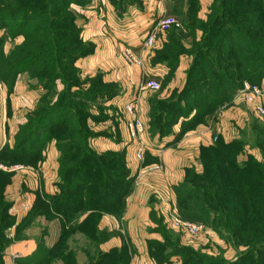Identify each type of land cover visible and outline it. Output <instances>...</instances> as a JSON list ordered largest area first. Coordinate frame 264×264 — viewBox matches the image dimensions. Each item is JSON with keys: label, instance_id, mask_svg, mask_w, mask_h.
Wrapping results in <instances>:
<instances>
[{"label": "rangeland", "instance_id": "1", "mask_svg": "<svg viewBox=\"0 0 264 264\" xmlns=\"http://www.w3.org/2000/svg\"><path fill=\"white\" fill-rule=\"evenodd\" d=\"M33 1L35 0H22L25 5H20L32 7L35 5ZM99 1L112 4L115 13L122 16L127 12L128 2L139 0H91L85 5L72 4L70 10L81 31L82 46L90 53L72 62L61 61L66 69L59 66L61 74L49 84L42 80L50 75L49 58L42 56L48 52L46 47H42L48 41L47 33H40L29 40L23 34L16 35L7 27L14 23L17 27L19 19L7 20L6 27H0V70L3 71V76L0 77V103L6 104L7 119L10 118L9 125L4 126L3 121L0 123V135L3 138L6 133L7 138L4 146L0 148V163L4 165L0 168V264H121L122 260L126 261L124 264H169L172 259L173 264H257L258 254L255 252L248 259L243 258L252 249V243L241 239L236 232H228L227 226L219 224L220 221H215L216 225H208L180 215L175 190L180 183L171 187L175 201L165 203L166 217L160 212L161 215L157 212L152 214V220L156 224L154 228L151 232L147 229L137 235L128 233L127 223L123 219L126 204L117 213H87L78 201L79 193L72 194L73 203L69 205L71 207L61 210L52 204L51 198L58 193V186L63 182V171H69V182L75 175L90 179L97 171L100 175L99 181L109 191L116 193L117 188L123 189L128 182L127 196L137 192L136 187L146 174L140 168L148 151L144 135L146 133L150 137H163L175 134V123L168 125L171 116L168 115L164 103L172 97L177 99L176 94L183 90L171 86L178 60L187 53L184 49L191 50L196 43L201 42L204 30L210 23L209 16L214 13L210 7L215 4V0H160L161 7L155 9L159 0H154L156 17L166 13L176 18V23L166 29L164 35L157 36L156 39L160 38L161 41L156 40L152 47H146L143 52L140 48L134 49L132 45L123 43V47L115 55L95 59L94 53L98 44L85 38L84 25L88 21L86 11ZM40 8L45 9L44 6ZM43 19L44 16H37V20H32L31 25H41L40 21ZM66 29L64 26L57 28L60 32L58 37L65 39V44L71 39L67 34H61ZM174 33L178 35L183 49L178 46L176 48L175 42H169ZM119 37L122 38V34ZM167 46L168 50L165 49ZM125 48L142 52V56L138 55L143 65L121 57L120 52ZM64 49L62 53L72 51L73 48L67 45ZM163 49L167 50L165 54L174 51L178 55L171 67L167 62L156 60ZM192 62L193 56L189 68ZM161 65L167 66L166 74L153 75L152 69ZM151 78L160 83L159 89L142 86ZM245 82L247 81L243 84ZM252 84L264 89V78L259 83ZM242 87L243 85L229 94L227 101L199 123L183 121L179 134L194 129L195 125L206 124L211 117L217 121L216 110L221 108L229 111L225 120L229 138L225 140L216 130L213 132L212 144L218 143L219 137L226 142L239 140L242 142L234 148L239 150L240 161L251 155L263 161L260 150L254 146L258 132L264 128V117L244 98L236 97ZM11 103H15L13 112ZM132 103L135 105V114L144 123L141 141L146 150L142 159L137 157L138 141L129 134V123L134 115L128 106ZM191 103L182 101L184 109ZM170 114L173 115V112ZM193 115L192 113L191 116L194 117ZM172 117L176 118L175 115ZM63 118L69 119L68 124L58 127L60 119ZM38 126L40 132L34 133L38 139L37 144L30 148L28 143L27 150L24 151L26 154L18 159L11 149L23 135L31 137V132ZM124 130L127 131L130 143H134L135 158L139 165L136 172L128 166L123 150L104 146L101 148L95 144L99 136L120 142ZM1 140L0 142L3 141ZM60 147L67 151L62 153ZM83 147L92 160L81 165L79 171L74 170L75 162L79 161L83 153ZM52 153L57 154L53 161ZM208 154L206 150L204 155ZM201 156L202 152L198 159L199 168H192L196 172L203 171ZM92 157L99 158L100 163L112 172H120L124 165L129 173L127 182H118L111 176L101 175L92 164L95 163ZM153 167L160 169L159 165ZM187 176L188 172L182 182ZM95 191L94 200H86V206L98 207L108 202L109 207L116 195L104 196L103 200L96 188ZM152 194L158 196V192L153 190ZM163 194L169 195L162 191ZM210 218L213 219L212 216ZM188 224H198L201 228L192 232Z\"/></svg>", "mask_w": 264, "mask_h": 264}, {"label": "trees", "instance_id": "2", "mask_svg": "<svg viewBox=\"0 0 264 264\" xmlns=\"http://www.w3.org/2000/svg\"><path fill=\"white\" fill-rule=\"evenodd\" d=\"M89 2L91 0H35L34 6L25 7L20 5H25L22 0H0V27H6L7 20L19 19L17 27L15 23L7 27L14 34H23L29 40L40 33H47L48 41L42 47H46L48 52L42 56L49 58L50 75L42 80L49 84L61 74L59 66L66 69L61 61L72 62L90 53L82 46L81 31L75 24V15L70 10L72 4L85 5ZM41 6L45 9L40 8ZM210 8L214 13L209 16L210 23L204 30L201 42L196 43L191 50H183L193 56V62L187 71L183 90L176 94L177 99L172 97L164 103L168 115L171 116L168 125L192 113L194 117L189 120L190 123H199L202 118L227 101L228 95L241 87L244 81L259 83L264 78V0H215V4ZM37 16H44L45 19L38 20L42 22L41 25L32 26L31 22L37 20ZM58 26L67 28L61 33L71 38L67 44L65 39L58 37ZM169 42H175L176 48H182L176 33L171 35ZM67 45L73 48L72 51L62 53ZM165 49L156 60L167 62L171 67L178 55L174 51L165 54L168 50ZM2 76L3 71L0 70V77ZM186 100L192 103L184 109L182 101ZM174 115L176 118L172 117ZM68 120L60 119L58 127L68 124ZM39 128L40 126L37 129L35 127L31 137L23 135L11 149L18 159L26 154L24 151L27 150L28 143L30 148L37 144L38 139L34 133L40 132ZM218 140V143L202 148L203 171L188 169L185 181L176 186L180 215L185 219L201 221L208 225H216L214 222L220 221L219 224L227 226L228 232H236L241 239L252 243V249L243 258L248 259L252 252H255L258 254L257 264H264V128L258 132L254 146L260 150L263 161L253 158L252 155L240 161L239 150L234 146L242 141L226 142L221 137ZM60 148L62 153L67 151L66 148ZM82 150L74 170L79 171L81 165L92 160L84 147ZM206 150L208 155H204ZM92 158L95 162L92 164L101 175L111 176L118 182H127L129 173L124 165L120 172H112L100 163L99 158ZM1 159L4 161L5 157ZM68 174L69 171L62 172L63 182L58 186V193L51 198L55 208L63 210L62 208L71 207L69 205L73 203L72 194L79 193L78 201L87 213H117L123 210L128 194V182L123 189L117 188L118 191L114 193L115 191H109L110 189L99 181L100 175L97 171L90 179L75 175L70 182L67 179ZM95 188L103 200L104 196L116 194L109 207L108 202L98 207L86 206V200H94ZM113 188L115 189L114 185ZM121 262L126 263L123 260Z\"/></svg>", "mask_w": 264, "mask_h": 264}, {"label": "crops", "instance_id": "3", "mask_svg": "<svg viewBox=\"0 0 264 264\" xmlns=\"http://www.w3.org/2000/svg\"><path fill=\"white\" fill-rule=\"evenodd\" d=\"M153 4L154 0L128 2L127 12L122 16L115 13L114 6L105 1H99L96 5L91 6L86 11L88 21L84 25V36L86 39L94 40L98 44V48H96L94 53L95 59H104L105 57L108 58L115 55L116 51L123 47V43L132 45L134 49L140 48L142 52L146 50L147 48L144 46L143 40L147 29H150L161 15L156 17L155 9L161 7L162 1L159 0L156 7ZM157 13H159V9H157ZM164 33H160L158 36L160 37ZM121 34L122 38L119 37ZM141 38L143 39L141 40ZM104 46L106 47L104 48ZM140 51L138 54L142 56V52ZM191 59L192 55L188 53L180 56L173 81L171 82L172 87L178 90L184 88ZM152 70L154 74H150L163 76L166 74L167 66H157V68L155 67ZM3 104L1 105L0 103V123L3 121V125L5 126L6 124H10V118L7 119L6 104ZM14 104L11 103L12 112L15 108ZM228 113L229 111L226 112L224 109H218L215 115L217 121L214 120V117H211L206 124L195 125L194 129L186 131L185 134H179L181 125L183 121L185 123L190 122L191 115L186 118L182 117V119L175 123L174 135H165L163 137L155 135L150 137L149 134L145 133L148 151L146 160L140 164V168H142L141 171L143 170L142 173L146 171L147 175L144 174L142 176L143 181L136 187L137 192L125 198L127 208L123 219L127 223L130 235L143 233L147 229L151 232L152 228L156 225L154 220H152V214L160 212L166 217L167 209L165 203L168 204V202L172 203L175 201L171 187L182 182L188 169L194 168V166L199 168V155L202 148L212 144L213 132L217 130L225 140H228L229 136L225 125ZM122 127L123 125L120 128L122 129ZM175 136L177 137L175 138ZM0 139L3 140L0 142L1 148L6 142V133H4L3 138L0 135ZM95 144L101 148L104 146L109 149L123 150L128 166L135 172L137 171L139 165L135 158L134 143H130L126 130H124V135L121 137L120 142H116L105 136H99L96 138ZM52 156L51 160L53 161L54 156L56 157L57 154L52 153ZM154 165H159L160 169H155ZM152 190L158 192V196L153 195ZM162 191L169 195H162ZM173 262L174 259L169 264H173Z\"/></svg>", "mask_w": 264, "mask_h": 264}, {"label": "built area", "instance_id": "4", "mask_svg": "<svg viewBox=\"0 0 264 264\" xmlns=\"http://www.w3.org/2000/svg\"><path fill=\"white\" fill-rule=\"evenodd\" d=\"M174 23H176V18L173 15L166 14V13L161 15L157 19V21L150 27L149 31L147 32L144 38V43H143L144 46L152 47L156 42L157 36L160 33L165 32L166 29L171 27ZM120 53H121V57H123L125 60L132 62V63H136L140 66L143 65L142 59L140 58L138 53L134 51V49L125 48L121 50ZM142 86L144 88L156 90L160 88V83L156 79L151 78L145 83H143ZM236 97L244 98L246 101H248L253 106V108L258 112V114L264 117V89L263 88H261L257 84L245 82L243 84V87L237 92ZM134 106L135 105L133 103L128 106L129 110H131V112L134 115L133 119L129 123V134L133 139L138 141L139 146L137 148V157L138 159H142L145 153V150H146L145 145L141 141L142 139L141 136L144 131V123L142 119L135 114ZM1 167H4V165L0 163V168ZM188 227L190 231L196 232L201 228V225L188 224ZM23 254L25 253H22V255Z\"/></svg>", "mask_w": 264, "mask_h": 264}]
</instances>
